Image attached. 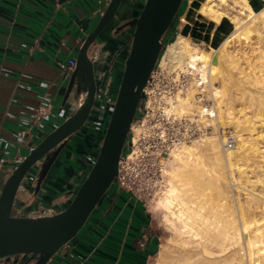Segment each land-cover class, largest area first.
Here are the masks:
<instances>
[{"label": "bare ground", "instance_id": "6f19581e", "mask_svg": "<svg viewBox=\"0 0 264 264\" xmlns=\"http://www.w3.org/2000/svg\"><path fill=\"white\" fill-rule=\"evenodd\" d=\"M238 1L245 19H230L234 29L217 48L203 51L178 35L158 60L176 76L188 66L207 74L205 96L217 119L204 117L208 109L196 96L192 72L189 89L175 93L163 111L197 116L214 133L176 146L165 158L172 171L160 207L169 229L186 237L175 246L167 237L153 264H170V259L181 264L182 242L199 264H264V7L253 12L247 0ZM217 2L225 4L205 0L202 7L215 22L225 14L214 9ZM223 127L231 129L230 146L224 145L227 137L215 133Z\"/></svg>", "mask_w": 264, "mask_h": 264}, {"label": "crops", "instance_id": "0c3cea01", "mask_svg": "<svg viewBox=\"0 0 264 264\" xmlns=\"http://www.w3.org/2000/svg\"><path fill=\"white\" fill-rule=\"evenodd\" d=\"M106 1L0 0V186L11 173L15 159L27 154V144L37 134L38 125H33L35 110L42 103L54 108L62 97L68 75L61 73L56 63L76 59ZM140 2L125 5L118 21H128ZM204 2L183 0L163 43L180 35L198 46L217 48L234 29L232 17L223 8H236L239 1L214 5V9L225 13L219 22L202 13ZM247 2L255 12L264 0ZM113 84L111 94L117 86ZM71 102L63 110L64 118L71 113ZM60 121L56 117V124ZM21 132H25L24 137H20ZM32 191L27 186L16 199V205L27 213L47 204L58 211L67 204L57 196L54 201L50 199L54 196L52 188L36 196ZM158 244L157 228L142 205L125 193L110 192L89 223L48 264H153ZM181 251V264H199L196 257L185 253L183 242Z\"/></svg>", "mask_w": 264, "mask_h": 264}, {"label": "water", "instance_id": "95a60500", "mask_svg": "<svg viewBox=\"0 0 264 264\" xmlns=\"http://www.w3.org/2000/svg\"><path fill=\"white\" fill-rule=\"evenodd\" d=\"M124 1H106L103 14L78 50L75 69L63 83L57 106L50 107L41 118L36 136L27 144V154L0 186V263L48 264L56 252L69 245L89 223L107 191L114 195L120 193L116 177L122 150L142 90L163 50V37L183 2L141 1L135 14L117 29L127 27L128 35L122 47L125 60L114 95L109 87L95 92V57L91 54L93 58H90L91 48L108 24L116 20ZM80 75L88 79L83 89L85 98L74 114L64 119L63 110L80 92L76 84ZM100 92L104 94L103 103L99 100ZM96 108L106 113L109 108L111 113L96 163L74 198L57 213L56 208L48 204L29 213L18 207L16 199L27 186L33 188L35 196L45 188H52L54 196L50 199H56V146L75 133ZM56 117L61 118L58 124Z\"/></svg>", "mask_w": 264, "mask_h": 264}, {"label": "built area", "instance_id": "2783aa9c", "mask_svg": "<svg viewBox=\"0 0 264 264\" xmlns=\"http://www.w3.org/2000/svg\"><path fill=\"white\" fill-rule=\"evenodd\" d=\"M99 14L102 15L103 11ZM56 65L61 73L70 75L75 69L76 62L74 59H69L66 62H57ZM187 69L189 70H181L176 76L168 72L165 66H160L157 61L142 90L136 111L137 116L127 136L125 153L121 154L119 160L116 181L120 193L127 194L145 210L164 188L162 160L176 146L195 140L212 130L210 126L204 127L197 116L175 117L163 111L165 107H168L167 101L175 93L186 92L191 86L190 77L195 70L191 66ZM195 73L198 89L196 96L201 105H204V109H208L204 117L216 121L217 112L213 102L205 96L207 93L205 88L210 84L208 75L205 74L203 77ZM99 100L104 102L103 92L100 93ZM49 109V103H42L35 110L33 125L37 126ZM136 129L140 132L137 133ZM24 135L25 132L20 133V137ZM228 137V140L224 142L225 146L233 143V140ZM22 159L18 156L14 164L21 162Z\"/></svg>", "mask_w": 264, "mask_h": 264}, {"label": "flooded vegetation", "instance_id": "af4514ba", "mask_svg": "<svg viewBox=\"0 0 264 264\" xmlns=\"http://www.w3.org/2000/svg\"><path fill=\"white\" fill-rule=\"evenodd\" d=\"M131 2L136 3L137 0L124 1L122 8L117 13L116 20L108 24L99 35L97 44L91 48L90 55L94 54L95 57L93 61L95 92L104 87L112 89L113 83H117L118 76L122 71L125 60V51L122 50V47L127 42V37H125L127 27L119 31L117 29L127 21H118L117 18L125 5ZM91 56L92 59L93 55ZM87 83V77L80 75L76 82L80 92L71 105L69 116L73 115L83 102L85 98L83 89ZM110 113L109 108L107 113L101 108L94 109L75 133L56 146V196L61 199V202L67 201L68 203L74 198L96 163ZM109 193L110 191H107L103 195L97 207ZM62 209H58L56 213Z\"/></svg>", "mask_w": 264, "mask_h": 264}, {"label": "rangeland", "instance_id": "374dc122", "mask_svg": "<svg viewBox=\"0 0 264 264\" xmlns=\"http://www.w3.org/2000/svg\"><path fill=\"white\" fill-rule=\"evenodd\" d=\"M262 7H264V3H262L261 2V4L259 5V6H257V7H255V12H258ZM224 10H225V12L228 14V16H230V17H234V16H238V15H241L240 14V11H242L243 12V9H242V7L238 4V3H236V8H229V7H224L223 8ZM241 17H242V19L244 20L245 19V17L244 16H242L241 15ZM167 35L169 34V30L167 31V33H166ZM165 34V36H167ZM162 42H163V40H162ZM165 43H167L166 41H164V44ZM196 46H198V45H196ZM200 49H202L203 51H206V50H208V48H205V47H201V46H198ZM165 48H166V46H164L163 47V53H164V51H165ZM163 53L161 54V56L163 55ZM216 81V80H215ZM218 83V84H217ZM193 84V83H192ZM213 84L215 85V86H220V83H219V81H216V82H213ZM166 108H169V106L168 107H166ZM137 116V112H136V114H135V117ZM134 117V118H135ZM220 130H219V132L217 131V132H215L216 133V135H218V137H220L221 135H223L224 137H227L228 136V134H229V132L231 131V129L230 128H226V129H224V127L223 128H219ZM223 129H224V131H223ZM211 132L212 133H214L212 130L211 131H209L208 132V134H211ZM224 132V133H223ZM249 136V134L248 133H244V137H248ZM196 140H198V139H196ZM233 141V143H234V139H232ZM191 141H194V140H191ZM232 143V144H233ZM125 145H126V142H125ZM125 145H124V147H123V150H122V154H124L125 153ZM169 155V154H168ZM168 155H167V157H168ZM167 157H165L166 159H167ZM163 159L162 160V166H163V168H162V170H163V176H164V188H163V190H162V192H161V194L157 197V198H155L153 201H151L147 206H146V211L148 212V214L150 215V217H151V219H152V221H153V223H154V225L156 226V228H157V231H158V235H159V244H158V250H157V254H156V256H155V258L157 257V255H158V253H159V251H160V248H161V245L163 244V241L167 238V237H171L172 239H173V245L175 246L177 243H176V240L178 241L179 239H184L185 237H186V235H183V236H180L179 235V232H177V231H172L171 229H169V227H168V225H167V222H166V219H165V216H164V210L160 207V201H161V199L164 197V193L166 192V190H167V183L169 182V180H170V178H169V176L171 175V171H172V166H170L168 163H167V160L166 159ZM170 174V175H169ZM154 258V259H155ZM170 264H173L172 263V260L170 259Z\"/></svg>", "mask_w": 264, "mask_h": 264}, {"label": "trees", "instance_id": "16d2710c", "mask_svg": "<svg viewBox=\"0 0 264 264\" xmlns=\"http://www.w3.org/2000/svg\"><path fill=\"white\" fill-rule=\"evenodd\" d=\"M179 10H180V9H179ZM179 10H178V12H179ZM177 15H178V14H177ZM174 20H175V19H174ZM174 20H173V22H174ZM173 22H172V24H173ZM172 24H171V26H172ZM171 26H170V27H171ZM170 43H172V40H171L170 42L165 43V44L162 42V45H163V47H164V46H167V45L170 44ZM162 53H163V50H162L161 54H162ZM160 56H161V55H160Z\"/></svg>", "mask_w": 264, "mask_h": 264}]
</instances>
